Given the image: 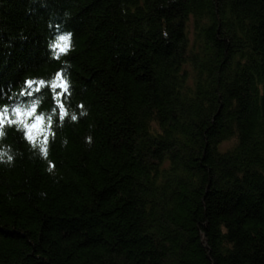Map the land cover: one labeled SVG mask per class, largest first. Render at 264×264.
I'll return each instance as SVG.
<instances>
[{
    "label": "trees",
    "instance_id": "16d2710c",
    "mask_svg": "<svg viewBox=\"0 0 264 264\" xmlns=\"http://www.w3.org/2000/svg\"><path fill=\"white\" fill-rule=\"evenodd\" d=\"M5 109L0 264H264V0H0Z\"/></svg>",
    "mask_w": 264,
    "mask_h": 264
},
{
    "label": "snow or ice",
    "instance_id": "6c2138e0",
    "mask_svg": "<svg viewBox=\"0 0 264 264\" xmlns=\"http://www.w3.org/2000/svg\"><path fill=\"white\" fill-rule=\"evenodd\" d=\"M68 39L69 38L67 36H59L57 38L56 42H54L51 45V50H52V53H54V58L59 59L60 55L67 54V52L69 51L70 45H67L65 42L68 41ZM62 76H63L62 73L57 74L56 82H53L52 85H51V87L53 89H58L59 90V93H58V96H57L58 99L62 98L68 92L67 83H66V81H62ZM33 83L34 82H32V81H28L27 82L28 87L31 88L33 86ZM39 83L42 86L47 87V82L41 81ZM41 90H42L41 88H37L36 89L37 92H39ZM25 95H32V93H30V92L29 93H25ZM58 106L62 109L61 115L62 116H66L68 113H67V110L64 109L63 103L61 102ZM6 111H7V109H5L4 111H0V123L3 122V120H4V112H6ZM35 112H36V107L35 106H33L30 110H27L26 113H25L24 110L20 109L19 107H17L15 109V113H16L17 117L20 118L21 121L23 120V116L25 114H27L29 117L35 118L36 123L27 125L26 127H28V129L30 131L35 130L37 133H39V132L43 131V123H42L43 122V117L35 116L34 115ZM73 119H75V117H73ZM9 120L11 121V117H9ZM11 122L15 123V121H11ZM44 151H45V154H46L47 150L44 149Z\"/></svg>",
    "mask_w": 264,
    "mask_h": 264
},
{
    "label": "rangeland",
    "instance_id": "374dc122",
    "mask_svg": "<svg viewBox=\"0 0 264 264\" xmlns=\"http://www.w3.org/2000/svg\"><path fill=\"white\" fill-rule=\"evenodd\" d=\"M231 145V142L227 141L225 143L222 144V148H227Z\"/></svg>",
    "mask_w": 264,
    "mask_h": 264
}]
</instances>
